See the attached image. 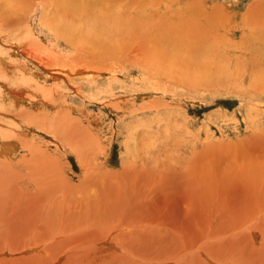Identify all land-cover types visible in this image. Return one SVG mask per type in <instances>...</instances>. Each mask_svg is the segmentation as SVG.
I'll return each mask as SVG.
<instances>
[{
    "label": "rangeland",
    "instance_id": "rangeland-1",
    "mask_svg": "<svg viewBox=\"0 0 264 264\" xmlns=\"http://www.w3.org/2000/svg\"><path fill=\"white\" fill-rule=\"evenodd\" d=\"M103 1L150 28L70 47L0 0V264H264V0Z\"/></svg>",
    "mask_w": 264,
    "mask_h": 264
},
{
    "label": "bare ground",
    "instance_id": "bare-ground-1",
    "mask_svg": "<svg viewBox=\"0 0 264 264\" xmlns=\"http://www.w3.org/2000/svg\"><path fill=\"white\" fill-rule=\"evenodd\" d=\"M36 1H38V0H35V2ZM35 2H34V4H35ZM139 2H140V0H139ZM100 3H102L101 6H103L104 3H105V1L99 0V3H98L97 0H42V5L37 4L36 10L37 11L38 10L41 11V16L42 17L40 18V23L49 22V23L53 24V26L57 29V31L54 30V29L53 30L52 29L49 30L50 33L53 36L56 37L57 43L60 44V41H59V39H60V40H63L65 42V44L68 45V46H70V47H73L76 42L81 41L85 45V47L87 45L90 48H95L98 45H99L98 47H100L101 45H103V47H100L98 49L99 50L100 49H104V47H105L104 51L107 50L106 52H109L108 51L109 50V48H108L109 46L108 45L114 46L115 49H116L117 48L116 45L122 44L123 43L122 41L126 42L127 44H129V43L131 44V42H132L133 39H135L136 37H140L141 33L143 34V32L145 31V29L148 30V27L150 28L149 24H147V23H144V24L140 23L141 24V27H140V25H138L137 26L138 30H136V28H134V25H133L131 19L129 18L130 17V13H131L130 11H132V10H131L130 5H128L127 3H126L127 4L126 9H125L126 12H124V10L122 9V13H120L119 11H116V12L114 11L110 15L108 13H104L105 15L108 14L109 16L108 15L106 17L103 16V18H102V13L103 12H101V11H103V10H100L101 8L100 9L97 8V7H99L98 5ZM115 3L116 2H114V0H109V4L108 5H111L112 7H114L115 6ZM6 4L4 3V5H5L6 8L3 7L4 9L2 10L4 12L5 11L7 12L8 9L12 8L11 5H10V3H7L6 2ZM44 4H47L48 9L42 7ZM122 4H125V3L122 2ZM14 5H16V4H14ZM132 5L133 4H131V6ZM184 6L186 7V5H184ZM15 7H17V6H15ZM19 7H17V8H19ZM22 7H24V6H22ZM95 7L98 9V11L100 10V13H98V12L95 11ZM135 7H138V6L135 5ZM168 7H170V6H168ZM119 8H121V5L119 6ZM20 10H21V8H20ZM104 10H106V9H104ZM115 10H117V9H115ZM0 11H1V9H0ZM9 11H11V10H9ZM22 11L23 10H21V14H22ZM123 12H124V15H123ZM5 13H4V16H5ZM87 13H88V17L90 16V20H88L87 22L85 20L84 22H86V23H83L81 18H83V15L84 16L87 15ZM93 13H95V14H93ZM109 13H110V11H109ZM0 14H3V13H0ZM7 14H8V12L6 13V15ZM45 16L52 17V21L44 19ZM10 17H11L10 14H9V16L7 15V18L10 19ZM3 18L5 20L7 19L6 16L3 17ZM24 19H25V17H24ZM24 19L22 18V20H24ZM106 20H108V21L105 23L106 24L105 25L104 22ZM18 21H21V20H18ZM190 22H191V19H190ZM103 24H104V26H103ZM28 37H30V36H28ZM74 37H78V38L76 40L75 39H72ZM0 40H1V38H0ZM104 44H105V46H104ZM106 45H107V48L108 49L106 48ZM22 46H23L22 44H21V46H19V45H13V47H16L17 48L16 51H18L19 54L26 56L29 60H32L33 61V59L36 58V59H40V60L44 61V59H42V56H41V58L38 57L37 54H39V53L34 54L35 51H31V50L23 51L22 50ZM139 46H141V45H139ZM119 48H120V46H119ZM104 54H106V53H104ZM34 61H37V60H34ZM39 65H41V64H39ZM10 94L13 97V99L15 100V104H24L25 102H27V98L23 94L15 93V92H12V91H10ZM10 140L11 139L6 140L5 143H6L7 146H11L12 143H10ZM7 143H10V144L8 145ZM6 145L4 144L3 147H5ZM7 151H8V149H7ZM108 245L114 246V244H112V243H109ZM41 247H42L41 244L40 245L39 244L38 245L35 244L34 246L32 245V248H30V250L32 249V250H36L37 251V250L40 249V251H42L43 253L44 252L45 253L48 252V251H45ZM46 247H48V245ZM118 248H120V247H118ZM90 249H91V247H90ZM69 252L70 253H72V252H78V249L77 248H74V249L69 250ZM91 252H93L95 254L98 253V252H100V253L107 252V248H105L104 245L103 246H100V247L97 246V247H94L91 250ZM61 253H64V252H61ZM85 253H86V250H85ZM72 254H74V253H72ZM89 256L94 257V254L89 255ZM82 257H86L87 258L86 255L85 256H82ZM82 257L81 256H78V258L80 259L78 261H87V264H107V263L110 262V261H108V259H109L108 257H106L103 260L102 259L96 260V258L93 259V260H92V258L86 260L85 258H82ZM78 258H74V260H76ZM62 259H63V256L62 257H59L58 260H57V262H55V264H60V262L62 261ZM121 259H125V258L121 257ZM43 262L46 264V262H48V260L45 261V259H44Z\"/></svg>",
    "mask_w": 264,
    "mask_h": 264
}]
</instances>
